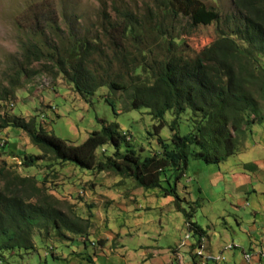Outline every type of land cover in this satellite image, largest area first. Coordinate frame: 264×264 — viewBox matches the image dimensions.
I'll list each match as a JSON object with an SVG mask.
<instances>
[{"label":"trees","instance_id":"16d2710c","mask_svg":"<svg viewBox=\"0 0 264 264\" xmlns=\"http://www.w3.org/2000/svg\"><path fill=\"white\" fill-rule=\"evenodd\" d=\"M195 4L194 0H155L154 7L149 6L147 14L140 15L112 0L114 15L106 14L100 35L91 38L71 32L61 44L47 42L45 48L39 42H30L25 47L26 60L51 63L53 67L43 71H57L84 99L107 86L112 93L125 96L126 110L149 109L159 121L157 135L165 125L166 113L172 112L171 149L159 137L161 150L142 159L129 134L106 120H101V129L90 133L82 144L73 145L49 134L36 117L26 120L0 115L1 133L7 128L21 130L42 152L40 156L25 153V166L35 165L37 158L50 157L60 165L72 163L84 170L132 179L145 189L162 188L163 182H168L170 188L164 190L175 197L189 232L203 237L206 231L192 222L194 212L182 208L177 185L172 186L163 175L175 171L179 181L191 159L219 165L241 152L248 132L264 120V0H233L235 13L224 18L217 10L200 6L205 19L216 24L220 36L189 58L177 49L185 45L183 36L191 35L201 22L191 16ZM46 12L34 11L31 15L34 37L45 32L50 18L57 24L53 12ZM185 17L189 19L186 22L182 20ZM130 42H134L135 53ZM150 45L158 46L162 54L155 55ZM14 95V90H6L4 95L0 93V101ZM187 110L193 113L194 129L180 135L178 121ZM106 145H112L114 153L99 158L97 152ZM4 176L5 185L0 190V258L9 252L35 250V229L45 230L47 236L54 231L61 238L66 237L65 231L87 236L91 221L71 209L70 213L64 211L62 202L49 194L44 184L39 186L36 178L14 172ZM192 259L193 264H200L196 254Z\"/></svg>","mask_w":264,"mask_h":264},{"label":"rangeland","instance_id":"374dc122","mask_svg":"<svg viewBox=\"0 0 264 264\" xmlns=\"http://www.w3.org/2000/svg\"><path fill=\"white\" fill-rule=\"evenodd\" d=\"M116 1L140 15L147 14V8L154 7L155 3V0ZM194 2L191 16L201 22L191 35L183 36L185 45L177 49L189 58L197 56L220 36L218 27L205 19L200 6L217 10L222 18L235 13L233 0ZM34 11H52L57 24L50 18L45 32L34 37L31 16ZM106 14L114 15L112 0H0V93L4 95L6 90L15 92L13 97L0 101V115H16L26 120L36 117L38 124L49 134L73 145L82 144L90 133L100 130L101 120L117 123L123 132L129 134L133 148L145 159L161 150L159 137L170 149L173 147L172 112L166 113L165 125L157 135L159 121L153 118L150 110H126L122 93L114 94L103 86L84 99L57 71H43L45 67H53L51 63L44 59L30 63L24 57L25 47L30 42H39L47 48V42L61 44L71 32L91 38L100 35ZM128 44L135 53L134 42ZM150 47L155 55L162 54L158 46ZM252 128L250 141L261 142L258 146L262 147L264 120ZM193 129V113L187 110L178 121L177 131L180 135H187ZM125 149L123 145L121 151ZM114 151L112 145H106L99 149L97 156L108 157ZM25 153L42 155L25 132L14 128L3 130L0 135V190L5 185L4 174L14 172L22 177H34L39 186L44 184L48 193L62 202L64 211L70 213L71 209L77 216L89 219L91 228L87 236L65 231L64 238L57 237L54 231L47 236L45 230L35 229V250L6 253L0 258V264H174L179 259L176 253L186 249L184 254L192 259L197 243L189 246L194 241L191 234L187 246H180L186 234L191 232L183 212L176 208L175 197L164 190L170 188L168 182H163L162 188L145 189L138 187L132 179L84 170L72 163L60 165L50 157L37 158L35 165L26 167ZM237 157H231L229 163H234ZM223 167V163L213 165L191 159L179 181H176L178 173L175 171L163 175V179L169 178L172 186L177 185L182 208L194 212L192 222L206 231V246L209 239L211 243H219L216 251L220 250L221 237L230 230L229 225L237 231L234 217L229 215L233 212L230 197L219 182ZM141 246L158 251V259L143 263ZM148 253L153 254V251ZM170 254L176 259L169 263L165 257Z\"/></svg>","mask_w":264,"mask_h":264},{"label":"crops","instance_id":"0c3cea01","mask_svg":"<svg viewBox=\"0 0 264 264\" xmlns=\"http://www.w3.org/2000/svg\"><path fill=\"white\" fill-rule=\"evenodd\" d=\"M252 134L253 128L246 136L244 149L234 155L238 156V159L234 163H229L230 157L222 162L224 167L220 174L219 182L221 188L230 197L233 212L229 215L234 217L237 231H233L232 226L229 225L230 230L221 237L219 251H216L219 246L218 242L211 243L209 239L206 246L207 233L203 237L194 236V241L189 245L197 243L196 240L198 243L203 241L208 255L226 256L224 261L210 260L213 262L211 264H264V142L260 147L258 145L261 142L250 141ZM215 243L218 245L216 246ZM228 245H232L233 248L227 249ZM186 246L187 244L183 247ZM141 247H143L141 252L143 263L158 259V251L147 250V246ZM187 250L176 253L179 259L170 254L165 257V261L170 263L171 260L176 259L178 262L175 261L174 264H191V261L193 264L190 255L184 254ZM149 251H153V254H149ZM148 255L152 257L147 258ZM245 255H250L251 259L248 261ZM88 260L92 261L91 258Z\"/></svg>","mask_w":264,"mask_h":264},{"label":"bare ground","instance_id":"6f19581e","mask_svg":"<svg viewBox=\"0 0 264 264\" xmlns=\"http://www.w3.org/2000/svg\"><path fill=\"white\" fill-rule=\"evenodd\" d=\"M0 135H2V133L0 132ZM2 140V139H1ZM5 141L3 140L2 143H4ZM5 146V145H4ZM3 146V147H4ZM192 233H187L186 234V237H185V240H184V243L182 244V247L185 246L186 244V241L190 240L192 238L191 236ZM202 240V239H201ZM196 247H201V249L203 250V252H206V246L204 244V242H197V246ZM228 249V247H227ZM195 254L197 255L198 259H200V264H203V259L201 258V254H199V248H196V251H195ZM246 256V259L249 261L251 259V256L250 255H245ZM210 262V260H206L204 264H208ZM219 262V261H218Z\"/></svg>","mask_w":264,"mask_h":264},{"label":"built area","instance_id":"2783aa9c","mask_svg":"<svg viewBox=\"0 0 264 264\" xmlns=\"http://www.w3.org/2000/svg\"><path fill=\"white\" fill-rule=\"evenodd\" d=\"M196 248H199V254H201V258L203 259V264L205 263L206 260H218L219 262L225 260V256L217 257V255H208L206 252H203L201 247H196ZM232 248H233L232 245H228V249H232Z\"/></svg>","mask_w":264,"mask_h":264}]
</instances>
